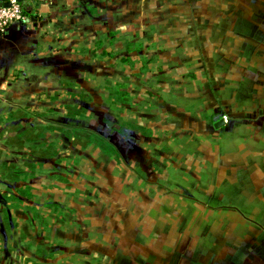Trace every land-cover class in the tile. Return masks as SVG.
<instances>
[{"label": "crops", "instance_id": "1", "mask_svg": "<svg viewBox=\"0 0 264 264\" xmlns=\"http://www.w3.org/2000/svg\"><path fill=\"white\" fill-rule=\"evenodd\" d=\"M17 2L24 21L0 34V115L22 113L18 128L42 123L38 139L63 145L57 158H73L83 183L72 185L77 194L87 206L101 201L107 213L84 214L87 240L77 244L60 230L52 248L62 257L50 264H119L109 250L116 245L141 243L137 236L150 244L162 235L191 241L194 229L211 249L231 248L226 222L246 220L242 207L253 204L251 194L264 198V0ZM129 57L146 62L143 71L120 62ZM125 77L137 101L122 105L105 84ZM90 118L81 127L87 140H77L69 131ZM31 167L33 176L40 164ZM23 187L35 191L30 183L0 190L5 231H18L11 222L22 219L18 206L9 210L12 195L28 204ZM27 200L38 204L34 194ZM196 221L203 225L190 227ZM21 234L31 242L23 228ZM0 240V264H9L3 253L13 250Z\"/></svg>", "mask_w": 264, "mask_h": 264}, {"label": "rangeland", "instance_id": "2", "mask_svg": "<svg viewBox=\"0 0 264 264\" xmlns=\"http://www.w3.org/2000/svg\"><path fill=\"white\" fill-rule=\"evenodd\" d=\"M142 62V59L135 60L130 64V67L143 71ZM129 79L128 77L121 78V83L123 84L120 88L121 92L128 91L133 86L129 84ZM146 79L149 83V78ZM118 84L119 82H107L105 84L109 98H112L115 102H120L122 105L129 104L122 102L121 97L115 96L119 95L115 87ZM141 84L144 87L143 82ZM110 91H113V96H111ZM156 95H158L157 92ZM134 98L136 100V97ZM65 100L68 103V99ZM56 103H60V101ZM43 111H45L43 108H39V112ZM68 112L79 113L80 111L70 109ZM5 113L0 115V190H6L5 186H7V190L12 191L16 185L30 183L34 186L35 191L32 193L30 190L29 193L30 195H36V202L38 204L31 207L30 202L27 200L28 198L24 195L23 199H26L28 204H19L16 200L9 199L12 205L9 210L11 214L13 208L18 206L15 208V213L22 218L14 221L13 219L11 220V222L18 224V226L15 225L18 229L17 232L15 229L10 231L2 229L3 226L7 228L6 220L8 217H6L7 212L5 210L0 211L1 239L4 237L6 244L13 250L12 252L3 253L2 262L8 261L9 264H12V262L19 264L20 257H32L35 263L45 262L50 264L53 259L56 258L58 260L62 257L59 256L60 254H55L57 251L55 248H52L54 247L52 239L57 238L56 235L60 230L64 228L69 230L68 232L70 233L68 234H72L71 241L77 244L80 241L87 240L85 238V231L88 225L82 221L84 214L86 213L87 215L85 216L88 217L96 214L103 216L107 213H104L106 211H103L101 201L94 202L92 205L88 203L90 206H87L86 200H83V197L77 194L80 191L73 186H79V184L82 186L83 183L80 181L79 174L74 171L72 166L74 163L73 158H64L60 161V164H52L57 156L62 155L61 151L64 152V146L59 143H55V146H53V143H51L52 145L47 144L46 139H38V136L42 134V126H44L42 123L39 122L36 127L27 124L18 128L16 122L22 113L16 109ZM90 121L91 118L84 121L85 123H78L76 126L80 128L74 126L75 129L69 132L73 135L75 134L74 136L75 138L77 137V140H87L88 132L82 130L81 127L86 126L87 122ZM56 127L61 129L63 126L58 123ZM32 128H35L34 131H32ZM90 135L92 134L89 133V138ZM32 138L36 140L32 142ZM58 158L61 159L63 157ZM37 162L40 164V169L38 172L33 173L32 176L33 168L31 165L35 166ZM52 165L55 166L53 169ZM21 170L24 171L21 172ZM83 176L87 177V174L85 175L84 173ZM38 189H40V193H38ZM249 198L253 204L242 207L246 220H240L237 215H233L231 220L226 222L231 227V230H226L224 236H226V243H231V248L227 249L224 253L219 252L220 244L211 249V245H208L206 242V237L198 236L200 230L194 229V233H198L195 237L192 233L191 241L190 238L184 236V238L178 239L175 242L172 236L166 238L165 235H162L156 238L155 244H150L151 242L148 237L137 236L136 239L140 240L139 242L141 243H130L129 246L116 245L112 249H109L110 254H116L119 264H149L148 258L152 255H157V261H153L150 264H264V202L261 201L264 198L261 195L257 196L255 194H251ZM2 202L0 199V203ZM4 202L5 207L7 202L5 200ZM138 207L142 208L143 206ZM122 208L123 212H126L124 205ZM97 223H100L98 226H101L100 221ZM189 223L191 224L190 227L192 226L193 228H195L194 224L196 227L203 225L202 221ZM20 224L21 226H19ZM21 228L25 230L26 237L30 238L29 240L33 245L31 248L27 247L31 242L25 241V235L22 236ZM4 235H6V238ZM31 236H34V239ZM166 239L172 241L169 243ZM197 239H199V243H196ZM2 241L0 240V246H2ZM75 249L77 248L75 247ZM180 249L184 254L183 259H178L176 255L177 253L179 254ZM0 251H2V248H0ZM161 251L162 253L160 254ZM79 252L83 254L87 253L85 248L84 250L80 249ZM76 257H79V255ZM71 261L69 259L68 262H65L71 264Z\"/></svg>", "mask_w": 264, "mask_h": 264}, {"label": "built area", "instance_id": "3", "mask_svg": "<svg viewBox=\"0 0 264 264\" xmlns=\"http://www.w3.org/2000/svg\"><path fill=\"white\" fill-rule=\"evenodd\" d=\"M8 6L0 5V34L5 33L11 24L23 22L25 15L17 0H7Z\"/></svg>", "mask_w": 264, "mask_h": 264}, {"label": "trees", "instance_id": "4", "mask_svg": "<svg viewBox=\"0 0 264 264\" xmlns=\"http://www.w3.org/2000/svg\"><path fill=\"white\" fill-rule=\"evenodd\" d=\"M24 13V12H23ZM133 59H136V57H129V58H123V59H121V63L122 64H126V65H128V64H131V61H133ZM146 65H147V63L146 62H144V64H142V66L143 67H146ZM122 83L120 84H118V85H116L115 87L117 88V90H116V92L119 94V95H115V96H117L118 98H120L121 97V100H122V102H127V103H131L132 101H137V100H135V98H134V95L133 96H131V94H129V92H127V91H125V92H121V90H120V88L122 87ZM115 88V89H116ZM110 93H111V96H113V91L111 92L110 91ZM131 98V99H130ZM43 136V135H42ZM35 140H33V142H34ZM50 144V143H49ZM62 159H64V158H61V159H59V158H56V159H54L53 160V162L56 160L57 162L58 161H61ZM19 189H21L22 188V186H20V187H18ZM24 188V187H23ZM29 188L28 187H25L22 191H23V195L26 197V198H28L29 196H30V193H29ZM2 197H3V199H5L6 197H9L7 194H3L2 195ZM13 199H15V200H17V201H23L20 197H14L13 195L11 196ZM60 215H61V213H60Z\"/></svg>", "mask_w": 264, "mask_h": 264}, {"label": "water", "instance_id": "5", "mask_svg": "<svg viewBox=\"0 0 264 264\" xmlns=\"http://www.w3.org/2000/svg\"><path fill=\"white\" fill-rule=\"evenodd\" d=\"M0 5H3V6H8L9 5V3L8 2H6V3H4V4H0ZM223 124V122H218L217 124H215V127H218V126H220V125H222Z\"/></svg>", "mask_w": 264, "mask_h": 264}]
</instances>
